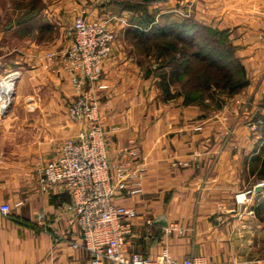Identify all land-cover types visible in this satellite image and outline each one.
I'll return each mask as SVG.
<instances>
[{
  "label": "crops",
  "instance_id": "1",
  "mask_svg": "<svg viewBox=\"0 0 264 264\" xmlns=\"http://www.w3.org/2000/svg\"><path fill=\"white\" fill-rule=\"evenodd\" d=\"M157 3L161 14L179 12L226 29L248 83L218 105L186 103L182 94L165 98L132 38L116 37L102 61L108 87L99 95L108 105L101 102L98 115L109 159L136 144L147 168L142 193L124 198L136 208L126 246L150 257L166 246L177 260L194 253L208 264H264L246 222L253 219V199L264 194L249 166L260 138L250 123L264 121V0ZM106 9L104 0H0V79L9 76L3 82L14 78L16 84L0 118V204L12 206L0 212V264H92L83 248L72 245L79 227L68 221V192L59 184L42 188L39 172L62 140L85 128L68 115L74 90L67 66L59 54L46 53L71 43L80 13L98 12L94 18L110 24ZM119 23L117 35L124 26ZM198 123L203 127L197 131ZM159 216L184 232L165 236Z\"/></svg>",
  "mask_w": 264,
  "mask_h": 264
},
{
  "label": "built area",
  "instance_id": "2",
  "mask_svg": "<svg viewBox=\"0 0 264 264\" xmlns=\"http://www.w3.org/2000/svg\"><path fill=\"white\" fill-rule=\"evenodd\" d=\"M115 39L116 32L108 20L80 13L73 21L71 43L59 52L46 53L48 57L59 54L67 66L74 90L68 115L85 128L62 140L55 156L40 164L41 186L47 189L59 184L68 192V221L79 227V237L72 245L83 248L92 264H208L204 256L194 253L177 260L166 246L154 257L126 246L136 208L126 204L124 198L142 193L141 178L147 168L140 162L136 144L122 146L115 161L108 156L107 130L98 115L101 102L105 106L108 102L101 100L99 91L108 87L102 79V61L111 53ZM7 77L0 79V86ZM10 100L1 102L0 87V118ZM263 122L255 119L250 125L257 130ZM202 127L198 123L193 129ZM11 210L10 204H0L1 213ZM146 223L151 225L153 219L147 218ZM173 230L183 233L185 229L172 223L165 227V236Z\"/></svg>",
  "mask_w": 264,
  "mask_h": 264
},
{
  "label": "trees",
  "instance_id": "3",
  "mask_svg": "<svg viewBox=\"0 0 264 264\" xmlns=\"http://www.w3.org/2000/svg\"><path fill=\"white\" fill-rule=\"evenodd\" d=\"M174 15L173 12L162 13L164 21L159 26L153 25L154 30L161 33V41L153 46L161 63L154 68L161 66L159 84L165 98L182 94L186 103L199 102L212 86L234 93L247 85L245 68L234 54L233 45L227 42L226 29L211 28L192 17ZM153 20L147 22V26L152 27ZM136 30L140 35L147 31L141 27ZM194 60L205 68L201 75L193 73ZM177 83L180 88L172 91L171 86ZM249 166L251 173L259 172L264 177V125L249 156ZM253 211L264 220V202L253 205Z\"/></svg>",
  "mask_w": 264,
  "mask_h": 264
},
{
  "label": "rangeland",
  "instance_id": "4",
  "mask_svg": "<svg viewBox=\"0 0 264 264\" xmlns=\"http://www.w3.org/2000/svg\"><path fill=\"white\" fill-rule=\"evenodd\" d=\"M106 4V14L109 16L108 19H110V25L114 28L116 32V37L120 36L123 38H132V43L134 45L135 51L138 54L141 59H144L145 65L148 67V69L154 73L159 78V82H161V66L154 68L156 65H160L161 58L156 57V49L153 47L156 42L161 41V33L154 30L153 25H161V23L164 21L163 16H161V5L157 3L159 0H149L146 2H143V0H104ZM99 6V5H98ZM122 10H125V12L121 13ZM176 15H174L177 18H185V17H191L190 15L185 16L183 14H180L179 12H175ZM185 14H189V10L185 12ZM99 16V13H92V17ZM123 17V18H122ZM154 19V20H153ZM153 20V23L151 24L152 27L147 26V22ZM116 22L123 23L124 26L118 30L115 29ZM119 23V24H120ZM115 25V26H114ZM142 28L147 30L144 35H140L139 32H137V28ZM228 43H231L234 48V54L235 52V46L231 42V40H227ZM193 49V48H192ZM193 51V50H190ZM237 56V55H236ZM213 57V56H212ZM199 61L194 60V68L193 73L201 75L205 68L203 67V64L198 63ZM227 65H232L230 63H227ZM208 70V69H207ZM191 71V70H190ZM192 75V73L190 74ZM193 77V76H192ZM194 79V78H193ZM195 79L193 80V82ZM11 82L14 85V78L11 79ZM179 83L173 84L171 88L173 91H176L179 89ZM16 84L14 85L15 91ZM229 94L226 89H221L212 86L209 88L208 91H206V94L204 95V99L200 100L199 102L202 104H205L206 101H208L210 104L218 105L221 101L224 100L225 97H227ZM13 94L10 100V103L13 101ZM9 103V105H10ZM8 105V107H9ZM7 107V108H8ZM264 125L260 126V128ZM260 128L257 130L260 131ZM256 178L261 181L264 185V177H261V174L259 172H256ZM258 195V194H257ZM264 202V194H259L258 196H255V198L252 201V205H256L259 203ZM250 213H253V219L251 220L248 218L246 220L247 224L249 225L250 229L252 230L251 233V240L255 245L256 254L258 256H264V220H261L258 218L254 211H251ZM255 215V216H254Z\"/></svg>",
  "mask_w": 264,
  "mask_h": 264
},
{
  "label": "bare ground",
  "instance_id": "5",
  "mask_svg": "<svg viewBox=\"0 0 264 264\" xmlns=\"http://www.w3.org/2000/svg\"><path fill=\"white\" fill-rule=\"evenodd\" d=\"M1 89H2V103L5 104L8 100L11 99L12 94H13V90H14V85L11 82V80H7V81H2L1 83Z\"/></svg>",
  "mask_w": 264,
  "mask_h": 264
},
{
  "label": "water",
  "instance_id": "6",
  "mask_svg": "<svg viewBox=\"0 0 264 264\" xmlns=\"http://www.w3.org/2000/svg\"><path fill=\"white\" fill-rule=\"evenodd\" d=\"M143 1L146 2V1H149V0H143ZM261 187H262V184L258 183V184L255 185L254 189H255V191H258ZM156 222L161 224V225H164V226H166L168 224L167 221L161 220V216H159L157 218Z\"/></svg>",
  "mask_w": 264,
  "mask_h": 264
}]
</instances>
